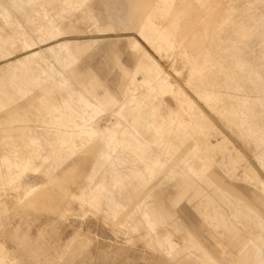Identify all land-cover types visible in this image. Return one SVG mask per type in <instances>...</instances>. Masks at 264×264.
Masks as SVG:
<instances>
[{
  "label": "bare ground",
  "instance_id": "6f19581e",
  "mask_svg": "<svg viewBox=\"0 0 264 264\" xmlns=\"http://www.w3.org/2000/svg\"><path fill=\"white\" fill-rule=\"evenodd\" d=\"M0 264H264V0H0Z\"/></svg>",
  "mask_w": 264,
  "mask_h": 264
},
{
  "label": "rangeland",
  "instance_id": "374dc122",
  "mask_svg": "<svg viewBox=\"0 0 264 264\" xmlns=\"http://www.w3.org/2000/svg\"><path fill=\"white\" fill-rule=\"evenodd\" d=\"M103 11V8L96 5L90 7V14L88 15L87 19L79 23V26L84 28L87 25H91L92 27H94L95 31L92 34L101 36V40L98 42L97 46L106 41L114 42V45L112 46V52L110 51L111 57L104 64L106 67H112L115 62L121 58V55H124L123 52L126 50L128 44L133 41L134 36L131 34L132 30L129 29L123 31L126 33L125 35H120V33L122 32H120L119 29H121L122 27H120L112 17H108L106 15L104 16ZM105 28L107 29L105 30ZM96 64L98 68H96L95 65L91 71L85 72L83 74L85 79H87L92 73H94L93 77H96L99 80L103 79V77L106 75L108 71L106 73L100 71V68H103L104 65L98 64V61ZM72 163H74V159L71 162H67L65 165H61L51 176L47 177L46 180H43V182L39 184L38 189H41L43 187L46 193L51 194L54 186L57 187V185H52L55 180H61L63 183L73 181L74 169H68V166ZM62 172L70 173V175L67 174L66 176L62 177V175L59 174Z\"/></svg>",
  "mask_w": 264,
  "mask_h": 264
}]
</instances>
